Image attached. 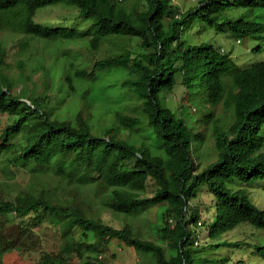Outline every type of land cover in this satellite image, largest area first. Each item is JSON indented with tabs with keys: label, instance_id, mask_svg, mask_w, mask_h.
Here are the masks:
<instances>
[{
	"label": "trees",
	"instance_id": "1",
	"mask_svg": "<svg viewBox=\"0 0 264 264\" xmlns=\"http://www.w3.org/2000/svg\"><path fill=\"white\" fill-rule=\"evenodd\" d=\"M55 5L78 9L90 27L35 22L40 10ZM198 24L237 44L262 39L264 0H200L186 11L174 0H0V33L22 36L17 50L51 44L32 63L36 82L28 87L22 80L16 88L0 41V116L12 119L0 152L14 167L23 163L32 175L50 173L72 186L60 195L43 188L0 198L1 213L59 227L58 252L42 254L36 264H97V249L112 241L150 264H234L228 256L212 263L200 254L240 243L207 240L241 224L264 229V209L248 190L264 189V61L239 68L213 44L187 45L184 33ZM106 44L117 52L96 58ZM178 85L190 96L183 103L205 108L195 124L161 101ZM97 116L106 118L99 132ZM206 130L216 160L202 167ZM10 137L18 144L7 143ZM85 189L91 196L82 199ZM203 190L213 200L209 207L193 205ZM203 206L209 219L203 220ZM103 210L121 215L122 228L104 223ZM253 254L264 258V246L255 245Z\"/></svg>",
	"mask_w": 264,
	"mask_h": 264
},
{
	"label": "rangeland",
	"instance_id": "2",
	"mask_svg": "<svg viewBox=\"0 0 264 264\" xmlns=\"http://www.w3.org/2000/svg\"><path fill=\"white\" fill-rule=\"evenodd\" d=\"M200 0H174V3L181 6L183 11L188 10L198 4ZM36 23L49 27H67L77 29L80 31L86 30L90 27L91 22L87 21L85 17L74 7H66L62 5H55L40 10L34 18ZM184 38H187V45L213 44L217 48L223 49L235 61L237 67L243 68L246 65L264 61V38L253 39L251 36L241 39V44H237L228 33H219L214 28H206L204 25H195L191 30L184 33ZM22 36L11 33H0V41L6 47V60L7 63L12 64V68L7 70L9 76L16 78V88L21 87L22 80L25 85L31 86V82H36L38 74H32V63L44 56L41 52L43 47H49L51 44L43 41L33 42L32 45L36 46L38 50L29 51V48L21 51L14 45L20 41ZM264 37V35H263ZM106 44L100 48L94 56L96 58H105L117 52L116 48H111ZM69 48L75 49V45H69ZM255 49V51H251ZM259 49V50H256ZM28 52L33 55L28 57ZM176 90L171 94H162L161 101L167 104L173 111L183 113L188 122L195 124L198 119L205 113V108L199 106L196 102H184L181 98H190L182 86L178 85ZM179 104H181L179 106ZM195 109L197 110L196 113ZM223 113L222 109H218L217 113ZM88 112L86 111V114ZM229 113H224V118H228ZM225 120V119H224ZM99 129L100 126L106 121L103 116H97L93 120ZM12 122L6 116H0V146L3 144L1 133L5 130L6 126ZM95 129V130H96ZM196 130H201L200 124ZM101 131L100 129L98 132ZM206 141L200 146L199 151L202 155L199 158L202 167L216 160V154L213 149V141L210 138L208 131L205 132ZM18 137H10L7 143L18 144ZM5 154L0 152V198L12 200L19 194L26 193L29 190L41 191L46 189L49 194L55 191L56 194H64L67 192L65 187L69 186L66 182L62 181L59 185L58 178L52 174L47 173L44 175H32L23 170V163L14 167L12 164L6 162ZM198 154L195 153V157ZM258 185V184H257ZM254 185L253 188L248 189L253 202L264 209V189L260 186ZM57 188V189H56ZM262 188V189H261ZM86 190V189H85ZM81 191L82 199L87 194L91 196L87 190ZM20 192V193H19ZM154 192L152 182H148L146 197H151ZM55 194V195H56ZM88 196V197H89ZM203 203L209 207L213 204V200L203 190L200 198L193 201V205ZM206 206L202 207L203 220L209 219L211 212H207ZM13 213L0 212V264H36L42 254H55L58 252L61 245V235L59 227H55L43 220H36L32 215L19 218ZM101 217L104 223L111 225L114 228H122L125 223L121 215H114L108 210L101 212ZM128 223H132L136 227L140 226L138 220L127 219ZM144 220V219H143ZM146 221V220H145ZM148 225L154 221L152 216H147ZM151 230L145 229L143 232ZM206 235L205 232H202ZM201 236L199 243H206L205 239ZM155 237V235H153ZM88 242H93L91 234L88 236ZM209 244L216 245L219 241L226 243H240V247L226 246L225 248H210L204 250L200 255L208 260H220V257L228 256L234 264L237 261L243 260L245 264H264V258L253 254L255 245L264 246V229H257L246 224L237 226L234 230L221 235L219 238L207 240ZM21 251H24L21 253ZM98 255L97 264H150L149 261L142 255L135 252L133 249L123 246L117 241L110 242L106 247L101 246L97 249ZM219 262L217 264H220ZM236 264H243L237 262Z\"/></svg>",
	"mask_w": 264,
	"mask_h": 264
}]
</instances>
